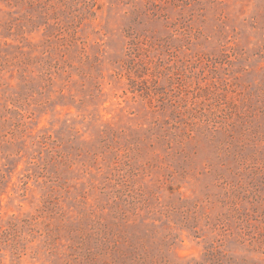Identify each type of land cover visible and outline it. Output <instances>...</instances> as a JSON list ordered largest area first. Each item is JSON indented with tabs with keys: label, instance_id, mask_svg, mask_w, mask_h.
I'll return each mask as SVG.
<instances>
[{
	"label": "rangeland",
	"instance_id": "374dc122",
	"mask_svg": "<svg viewBox=\"0 0 264 264\" xmlns=\"http://www.w3.org/2000/svg\"><path fill=\"white\" fill-rule=\"evenodd\" d=\"M16 1L0 264H264V0Z\"/></svg>",
	"mask_w": 264,
	"mask_h": 264
},
{
	"label": "trees",
	"instance_id": "16d2710c",
	"mask_svg": "<svg viewBox=\"0 0 264 264\" xmlns=\"http://www.w3.org/2000/svg\"><path fill=\"white\" fill-rule=\"evenodd\" d=\"M21 1V0H20ZM20 1H16L17 3ZM10 4V3H9ZM132 264H160V262L154 260L153 258L149 259L148 255L143 256L141 253L135 256L132 259Z\"/></svg>",
	"mask_w": 264,
	"mask_h": 264
}]
</instances>
